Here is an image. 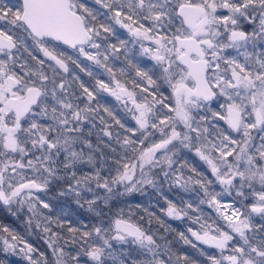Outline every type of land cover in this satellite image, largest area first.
Here are the masks:
<instances>
[{
    "label": "snow or ice",
    "instance_id": "obj_1",
    "mask_svg": "<svg viewBox=\"0 0 264 264\" xmlns=\"http://www.w3.org/2000/svg\"><path fill=\"white\" fill-rule=\"evenodd\" d=\"M95 3L107 11H94L80 0H0V203L9 210L11 205L27 206L32 217H43L47 233L48 225L62 224L40 211L52 209L36 193L47 192L54 183L64 181L67 194L103 215L101 205L109 206L113 197L142 192L145 186L155 188L162 176L184 190L198 185L207 198L200 202L215 206L226 222L227 230L205 224L200 225L201 232L188 229L195 240L220 251L219 259L208 257L211 264H264V0ZM108 21L126 29L141 54L154 62L170 96L161 93V84L131 60L128 65L135 77L125 68L109 66L110 56L124 49L127 59L129 50L125 40L108 42L104 33L116 35ZM61 46L104 69L109 81L88 71L95 86L80 81V91L73 90L68 76L61 73L69 74V62L77 67L80 63ZM72 80L79 77L73 75ZM136 89L146 95L140 96ZM101 91L125 106L135 128L121 123L101 103ZM101 108L123 133L112 131ZM94 134L96 143L90 139ZM183 149L195 152L212 179L184 178L183 166L174 167ZM214 183L222 192L210 188ZM233 192L239 203L222 204L219 197ZM84 193H92L91 198ZM187 209L197 211L192 204ZM122 213L110 226L101 222L90 231L70 226L67 231L73 235L67 240L79 245L74 252L54 247L59 234L52 232L47 243L55 264L189 261L175 254L166 238L158 243ZM166 214L182 219L188 211L169 202ZM179 235L185 244L191 243L183 233ZM236 237L238 242L232 244ZM11 239L18 240L16 235ZM4 245L5 252L15 254L16 243L5 239ZM116 245L128 246L120 259L114 255ZM21 251L29 264H38L31 256L32 247L25 244Z\"/></svg>",
    "mask_w": 264,
    "mask_h": 264
},
{
    "label": "trees",
    "instance_id": "obj_2",
    "mask_svg": "<svg viewBox=\"0 0 264 264\" xmlns=\"http://www.w3.org/2000/svg\"><path fill=\"white\" fill-rule=\"evenodd\" d=\"M80 2L94 11H107L106 9L101 8L99 4H96L95 0H80ZM100 19L103 20L104 17H100ZM108 23L113 24L112 21H108ZM113 28L116 32L115 36L104 33L105 36H108V42L118 44L119 40H125L129 51L127 53V59L125 57L124 49H121V51L116 53L114 56H110L108 60L109 66L114 69L125 68L133 77H135L134 70L128 65V60H131L137 66L148 71L149 75H152L153 78L161 84V93L170 96V89L166 84H163V82L160 81L158 69L154 67V62L141 54L139 47H137L135 42H132V36L126 29L120 28L119 25L115 24H113ZM61 48L65 49L68 54L74 52L72 49H67L66 46H61ZM34 54L43 58L42 54L38 51H35ZM26 55L27 54H25V56ZM117 56L119 59H116ZM80 64H82V68H85L87 71V66L82 61ZM69 67H71V73L77 76L74 65L71 64V62ZM86 74V72H79V80H73V83H76L74 84L75 91L78 92L77 86L80 81L93 87L92 81L89 80ZM61 75L64 74L61 73ZM96 78L103 81L107 80L106 76L100 72L97 73ZM119 78L121 80L128 79L126 76H120ZM136 79L139 80L138 77H136ZM140 82L145 83L146 85V82ZM128 86L131 87V84ZM144 95H146V93H144ZM98 99H100L103 105L112 110L115 117L119 119L121 123L125 124L129 128H135L136 124L134 123L131 113L121 108L115 99L108 97L102 92H99ZM100 113L105 116L106 120L110 121L112 131L114 133L124 132V129L120 128L119 125L115 123V120L103 111V108L100 109ZM220 123L222 124L223 122ZM97 124L99 125L98 122ZM96 131H98V129ZM127 134L131 135V133ZM90 139L93 143H96L95 134L90 137ZM100 147L103 148L105 152H110V149L105 148L103 144H101ZM174 166L175 168L183 166L182 173L185 179L188 177H193V179H202L203 177L212 179L208 166L195 155L194 151H180V153H178L177 164ZM192 168L196 169L195 173L191 170ZM198 173L202 175H197ZM157 185L158 187L156 186L155 188L152 186H145L142 192L125 194L119 196V199H112L109 202V206L105 207L104 205H101L103 215H100L97 211H90L88 205L84 203L83 200H80L78 203L77 198L74 197L73 194L61 195L57 193V190L58 192L59 190H67V184H65L64 181H60L59 184L54 183L50 185L47 191L50 196L52 195V198H49L47 201L50 203L52 210L49 211L48 209H45L44 214L51 217L54 221H60L62 226H57L56 223L50 224L48 227L51 231L47 233L43 231V227L46 223L43 217L39 220L31 219V223H29L30 219L18 212L16 208L9 210L7 206L0 203V234L7 236L9 240H12V235H16L18 240L13 242L17 243V247H20L16 248L15 254H13L12 251H1L0 264H29V261L25 258L24 252L21 251L25 244L34 249L31 256L38 262V264H54L55 257L52 256V251L46 243V241L53 239L52 232L59 234L54 238V247H62L66 252H74L79 245L72 244L71 241L67 240L69 236L73 235L67 231L70 226L76 227L81 231H90L93 226H99L101 222H103L106 226H110L112 220L115 218L116 214L120 212V210H123L122 214L125 218L130 217L134 222H137L145 227L148 232L151 231L150 234L154 235V238L157 239L158 243L161 242L162 237L166 238L167 241L170 242V247L175 254L187 256L192 264H211L208 257H216V252L212 251L210 248L193 247L192 244H195L196 246L202 244L201 242L195 240V237L192 236L188 229L191 228L193 231L201 232V224L213 225L214 228L219 226L225 229V226L219 222V216L218 213H216L215 208L213 206L209 207L207 203L200 202L201 200H206L207 198L204 196L202 189H200L198 185H189V189L184 190L173 182L165 181L162 176L158 177ZM216 185L212 184L210 188L216 191L218 189V186ZM95 191L103 192L102 189H97ZM43 193L44 192H39L37 194L41 195ZM229 200L230 202L235 200L236 204H238L240 198L236 197L233 192V194L229 196ZM169 202L175 204L178 208L187 210L188 215L184 216L182 219H173L169 217L166 214ZM188 204H192L196 207L197 211L193 212L190 209H187ZM236 204L234 205L236 206ZM197 217H199L198 221L196 220ZM38 222L41 225L39 228L37 227ZM4 228H7L9 231H3ZM180 233H183L184 236L191 241V243L185 244L183 240L180 239ZM75 235L79 236V233H76ZM113 243L115 244V242ZM127 247L128 246H115L114 255L117 259L122 258L121 251H126ZM24 251L26 252L27 249H24ZM201 253H203V255ZM82 259L86 258L82 257ZM189 261H185L183 264H189ZM69 264H71V262H69ZM106 264H113V262L112 260H108Z\"/></svg>",
    "mask_w": 264,
    "mask_h": 264
},
{
    "label": "rangeland",
    "instance_id": "obj_3",
    "mask_svg": "<svg viewBox=\"0 0 264 264\" xmlns=\"http://www.w3.org/2000/svg\"><path fill=\"white\" fill-rule=\"evenodd\" d=\"M145 44H147L148 42L147 41H145L144 42ZM89 51H92L93 53H95L97 50H95V49H89ZM75 54H77L75 51L74 52H72L71 54H69V55H72V56H74ZM78 55V54H77ZM78 57L81 59V61L82 62H85L86 64H89V63H92V61H89V60H87V59H85L83 56H79L78 55ZM101 59H102V57H101ZM69 64H70V62H69ZM95 65V64H94ZM95 67H97L96 65H95ZM70 68V72H69V74H64V75H67L68 76V79L71 81V84L73 85V90L75 89V86H74V84H76V83H73V80H72V76L74 75V74H72L71 73V67H69ZM105 74V76H106V78H107V80L105 81V82H108L109 81V76L107 75V73L106 72H104ZM64 75H62V76H64ZM79 86V85H78ZM77 86V89H79V87ZM137 91V93L140 95V96H143L144 95V93H140V90H136ZM102 92V91H101ZM104 94H106L107 96H109L110 98H113V99H115L114 97H112V96H110L107 92H103ZM116 100V99H115ZM117 101V100H116ZM117 103H119V105L121 106V108H123L124 110H127L126 108H125V106L121 103V102H119V101H117ZM129 107H131V105L129 104ZM210 114V113H209ZM208 114V115H209ZM132 115V114H131ZM210 116V115H209ZM134 120V119H133ZM98 121V120H97ZM134 123H135V120H134ZM136 127V126H135ZM184 151H186L187 149H183ZM180 153V152H179ZM177 157H178V154H177ZM199 158V157H198ZM175 167V166H174ZM84 171H87L88 169L87 168H84L83 169ZM213 185H216V183H214ZM216 186H218V189L216 190V192H222V189H221V186L219 185V184H217ZM157 187H158V185H157ZM121 191H122V189H120ZM62 191H64V192H66V190H59V192H58V190H57V193H61ZM102 195H103V192L102 191H99ZM66 194H67V192H66ZM36 195H38L42 200H45L46 202L49 200V198H52L51 196H50V194H48L47 192H44L43 194H41V195H39V194H37L36 193ZM74 195V194H73ZM84 195L85 196H89L90 198H91V196H92V193H84ZM75 197V196H74ZM119 196H115V197H113V199H116V198H118ZM119 199V198H118ZM219 199L221 200V202H222V204H225V203H229L230 202V200H229V195H227V194H223L221 197H219ZM233 206H235V205H233ZM8 207V209H9V206H7ZM214 208H215V206H213ZM10 208L11 209H13V208H16L17 209V211L18 212H20V213H22L26 218H28V219H32V220H39L41 217H32V214L30 213V212H28V210H27V206H25L23 209H21L18 205H11L10 206ZM40 211L42 212V213H45V209H43V208H41L40 209ZM44 211V212H43ZM216 211V210H215ZM223 211H225V212H229L230 211V209H228V208H224L223 209ZM216 213H218L217 211H216ZM218 216H219V222L220 223H222L224 226H225V229H223V230H227L226 229V222L223 220V218H222V216L218 213ZM34 218V219H33ZM174 219V218H173ZM141 225V224H140ZM142 226V225H141ZM143 227V226H142ZM212 227L214 228V226L212 225ZM144 229H146L145 227H143ZM147 230V229H146ZM151 231H149V233H150ZM197 232V231H196ZM5 239H7L10 243H15V242H13L12 240H9V238L7 237V236H5V235H1L0 234V252L1 251H3V252H5L4 251V247H5V245H4V240ZM46 240V239H45ZM238 240H239V238L238 237H236V239H234L231 243L232 244H235V243H237L238 242ZM46 243H47V241H46ZM17 244V243H16ZM47 246H48V243H47ZM49 247V246H48ZM16 248H20V247H16ZM22 248H24V247H22ZM50 248V247H49ZM51 249V251H52V256L53 257H55L54 255H53V250H52V248H50ZM9 252H11V250H9ZM226 254H228L227 252H225V255ZM220 256H221V254H219L218 256H216V258L217 259H219L220 258ZM55 260H56V257L54 258V264H55ZM225 264H226V262H225Z\"/></svg>",
    "mask_w": 264,
    "mask_h": 264
},
{
    "label": "flooded vegetation",
    "instance_id": "obj_4",
    "mask_svg": "<svg viewBox=\"0 0 264 264\" xmlns=\"http://www.w3.org/2000/svg\"><path fill=\"white\" fill-rule=\"evenodd\" d=\"M245 27H247L249 30H251V26L250 25H246ZM131 40L132 42H134V38L131 37ZM137 47H139V50H140V46L138 43H136ZM73 57L77 58L78 59V62L81 63V59L78 57L77 54H75ZM86 66H87V71H81V68L83 67L82 64H80V67H77L76 65H74V68H75V72L77 74V77L79 76V72L81 73H87L88 71L92 72L93 73V76L96 77L97 73L100 72V73H103L105 74L104 72V69L100 68V67H95L94 63H89V64H86L85 62H83ZM64 74V73H63ZM87 75V74H86ZM89 80L92 81L93 83V87L95 86V79H93V76H89L87 75ZM80 91V89H78V92ZM103 93V92H102ZM109 97V96H108ZM210 115V114H209ZM99 123V120L97 121ZM222 122V121H221ZM202 245H199V246H196L195 248H210L212 251H215L216 252V255L218 256L220 253L219 250L215 249V248H212V247H209L208 245L206 244H203L201 243Z\"/></svg>",
    "mask_w": 264,
    "mask_h": 264
}]
</instances>
